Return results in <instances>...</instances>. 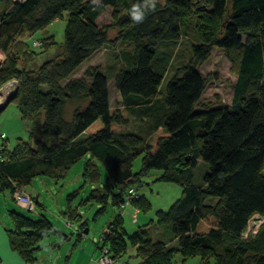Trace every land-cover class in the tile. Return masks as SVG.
I'll list each match as a JSON object with an SVG mask.
<instances>
[{"label": "trees", "instance_id": "trees-1", "mask_svg": "<svg viewBox=\"0 0 264 264\" xmlns=\"http://www.w3.org/2000/svg\"><path fill=\"white\" fill-rule=\"evenodd\" d=\"M136 3L142 0H0V53L5 56L0 86L12 78L18 81L10 102L29 122L32 141V147L21 143L13 151H0V188L11 196L35 174L52 176L88 155L95 163L84 164L83 182L98 183L101 170L107 178L103 190L93 189L79 205L97 203L103 213L107 199L117 207L128 188L160 171L158 181L181 188L177 201L156 213L166 240L154 241L144 227L127 234L116 217L98 241L99 251L106 248L120 261L131 248L140 264H172L176 254L203 264H264V222L252 237H242L254 215L264 219V0H166L147 11L142 23L129 15ZM228 3L220 35L196 28L202 25L199 14L221 19ZM106 6L125 10L118 24L121 39L131 44L130 51L116 54L122 68L114 75V86L121 100L114 104L109 103L105 65L70 78L110 42L96 23ZM63 13L68 19L62 55L31 68L33 57L23 61L29 46L22 36L44 30ZM194 18L193 31H199L203 42L192 45V61L177 68L160 93L163 80L154 48L178 42ZM212 46L237 60L232 99L228 106L196 111L206 86L196 64L207 60ZM138 114L151 118L150 134L127 130ZM138 156L140 168L133 173ZM203 163L208 171L194 183V169ZM78 195L67 197L65 212L67 222L78 224L77 234L86 227L72 205ZM132 206L144 213L151 209L140 195ZM11 220V248L28 260L36 243L52 232V224L45 215L31 220L12 214ZM172 239L175 246L167 243Z\"/></svg>", "mask_w": 264, "mask_h": 264}, {"label": "rangeland", "instance_id": "rangeland-1", "mask_svg": "<svg viewBox=\"0 0 264 264\" xmlns=\"http://www.w3.org/2000/svg\"><path fill=\"white\" fill-rule=\"evenodd\" d=\"M95 3H98L99 0H92ZM166 0H157V3L164 4ZM229 6L227 5V12L225 17L218 20H210L205 17L203 14H199L198 21L201 22V26H196V28H202L203 30L208 29L215 37L220 35L223 31L224 23L228 17ZM125 15V10L119 8L113 10L111 7H104L102 13L97 17L96 23L97 26L105 33L107 39L110 41L107 45H104L99 50L95 51L87 61H85L73 74L72 77H82L87 69H92L101 64L105 65L106 71L108 73V83H109V99L112 103H118V93L115 90L114 86V75L122 68V64L116 58V54L121 51H130L131 44L125 42L121 39V27L118 24L119 19ZM68 19V13H63V17L52 22L44 30H41L32 35L24 34L22 36V41L26 42L29 46L28 51L24 54L23 61H26L28 57L31 56L33 63L30 64L34 69L42 63L50 59L57 60L62 55L61 49V40L62 32L65 27L66 21ZM193 20L188 21L186 24V31L182 32V35L178 42L176 43H159L154 49L159 57V63L157 65V71L162 75V83L160 93H164L165 83L175 74L177 68L186 65L192 61V50L191 47L194 44H199L203 42L200 37V33L193 31L195 29L196 23ZM41 41L42 44L34 47L31 45L33 41ZM27 50V49H26ZM1 54V53H0ZM3 55V54H2ZM5 62V56L3 55V62ZM1 64V65H2ZM236 64L237 60L235 58H230L228 52L222 48L212 46L210 55L207 60L197 63L196 67L199 72L203 75L206 86L204 92L201 96L200 101L198 102L195 110L199 111L203 107L215 108V107H224L228 106L231 103L232 99V89L236 79ZM0 65V66H1ZM87 82H90V79H86ZM2 114V115H1ZM1 116L7 120L8 123L12 124L16 122L17 110L14 103H10L6 109L1 112ZM28 122V121H27ZM14 138L21 140L23 143L29 142V135L22 128L19 129L17 134L12 136L11 142L8 145V150H11L18 141ZM14 139V140H13ZM84 161H80L75 164L65 178L56 185L57 188L53 191V197H50L47 201L42 200L43 206L46 207V211H42L39 208H36V212H26L16 209L18 212L23 213L28 217L37 219L36 214H44L52 224L59 229V231L64 235H71L72 230H77L78 224L76 222L72 223L71 227H67L65 223L66 220H62L59 213L56 212L57 209V200L61 198L62 195V204L64 203L66 193L69 194L78 188H82L81 193L78 195L74 202V207L77 208L78 214L81 219L84 220L89 228L88 238L94 243L99 241V236L101 232L106 230V227L109 224L110 219L116 213H124V209H118L115 206H111L110 203L107 205L106 213H98V209L102 208V205L97 203H91L86 205H79V203L84 200L88 195L92 187L91 185L84 184L81 179V172ZM140 168V157H136L132 163L133 173L138 172ZM208 171L206 164L194 169L193 182L198 183L201 181L202 176L205 172ZM160 171H151L147 176L140 179L138 183L134 185V188L138 195L145 201L146 204H149L152 207V211L144 213V208L139 209V214L137 216L138 220L142 216L149 217L154 210L159 208H165L167 202L173 198L175 191L179 189V186L175 182H163L158 181L160 177ZM104 174L102 173V180L104 181ZM69 183V184H68ZM65 188H61L60 186ZM16 189L22 187H15ZM72 188V189H71ZM37 193L40 194L41 199H45L46 194L36 188ZM63 207V205H62ZM14 208V206H13ZM127 209V208H126ZM142 209V210H141ZM127 216L124 218V216ZM124 220V228L128 234L132 233V229L135 227H140L139 221L138 224L134 226L132 219L128 215L122 214ZM252 222V221H251ZM257 223L256 220H253L251 223L252 226ZM262 224V223H261ZM260 224V225H261ZM106 225V226H105ZM129 227H132L130 229ZM137 230V229H136ZM247 237L250 238L251 233L247 234ZM86 238V235L85 237ZM83 239V238H82ZM134 255V249L128 248L122 255L119 263L125 262L126 259H132Z\"/></svg>", "mask_w": 264, "mask_h": 264}, {"label": "crops", "instance_id": "crops-1", "mask_svg": "<svg viewBox=\"0 0 264 264\" xmlns=\"http://www.w3.org/2000/svg\"><path fill=\"white\" fill-rule=\"evenodd\" d=\"M38 64H39L38 66L41 65L40 63H38ZM31 68H33V67L31 66ZM77 69L75 70V72L77 71ZM73 74L70 76V78H72V79L77 78V77H72ZM108 98H109V83H108ZM118 100L119 101H117V102H120V100H121L119 94H118ZM10 103H13V102H9L2 110H0V114H1V112H3L6 109V107ZM109 103L114 104V103L110 102V99H109ZM16 110H17V117H16V122L13 123V125L8 123L7 120L4 119V117L1 116L2 114L0 115V133H2L4 135V139L0 140V145H3L5 150L8 152L13 151L14 149H16L19 146V144L23 143L21 140L14 138L18 141V143L14 144L15 146L11 150H8V148H7L8 145L10 144V142L12 141L11 140L12 136L15 137V135L17 134V132L19 131L20 128H22L23 131H25L29 135V122L22 120L17 107H16ZM127 130L137 132L140 134H142V133L150 134L152 132L151 118L138 114V115L131 118V120L129 121ZM25 144L29 147H32L31 139L29 140V142H27ZM81 161L82 162L84 161V164L87 161H90L91 163H95V160L90 159V157L88 155L85 156ZM198 163H199V161H198ZM84 164H83V167H84ZM73 166L69 167L65 171L64 170H55L52 176H43V175L35 174V176H33L31 178V181L29 182L28 185L22 186V189L25 192H27L29 195L34 197V199L36 201V208H39L42 211H46V207L43 206L42 200L47 201L50 197H53V191L55 190V188H57L56 185L59 184L62 181V179L65 178L66 174L68 173V170H70ZM83 167H82V171H83ZM102 173L105 176V178H104V181H105L107 177H106L105 173L103 172V170H101L100 181L98 183H93V184L88 183L92 187H96L94 189L103 190L104 181L102 180ZM80 176H81V179L83 180L82 172H81ZM84 184H87V183H84ZM14 185H15V183H14ZM38 186H39V190L43 191L46 194L45 199H41L40 194L37 193L38 190H36V188H38ZM65 186L62 187V185H61L60 190H61V188H65ZM82 188H78L76 190H73V192H70L71 190H69V194L66 193L65 200H64L63 204H62V195L63 194H61V198H59L57 200L56 212L59 213L62 220H66V217H68V215L65 213L67 211V209H66L67 208V204H66L67 197H69L72 193H74L76 191H78L80 194ZM92 190L93 189H91V191ZM102 192H104V191H102ZM180 194H181V188L179 187V189H177L175 191L173 198H171V200H169V202H167V206H165V208H159L157 210H154L149 217H147L146 215L142 216L140 221L137 218V216L139 214V212H137L136 220L135 221L131 220L134 223V226L136 224H138V221H139L140 227H144L148 230L151 239H153L154 241L155 240H160V241L166 240V235H164V234H166V232L164 233V231H163L164 229L157 226V224H156V213L159 211L166 212L177 201ZM107 203H110V199H107ZM88 204H91V203H88ZM62 205H63V207H62ZM72 205L74 206V203ZM13 206H14V208H13ZM36 208L33 211L34 213L37 210ZM106 208H107V206H106ZM116 208L118 210V207H116ZM126 208L124 209L125 210L124 213H125V215H128L129 218H131L133 206L126 207ZM16 209L27 212L26 209L22 208L21 206H18L17 204H15L12 201L11 196L9 194V191L2 190L0 188V264H97V260H98L99 255H100V251L96 247L98 242L94 243L92 240H90L88 238L87 234L89 232V228H88L87 224H86V227L84 228V230L86 231L85 233L82 229L80 230V231H83V233L86 235V238L82 239V238L78 237V234L75 232L78 230L79 227H77V230H72L71 235L68 236V235L62 234L59 231V229L56 228L52 224V222L50 220L49 221L51 222L52 227H53L52 232L50 234H46L43 238H41L36 243L35 247L32 249V251L30 253L28 260L21 258V256L11 248V245L9 242L8 231H12L14 229L13 223L11 220V215L16 214V215H20V216H23V217L31 219V220H37V219H39V217L41 215H44V214H41V213L36 214L38 216V218L34 219L32 217L30 218V217L24 215L21 212H18ZM150 211H152V207H151ZM76 212L78 214V210ZM106 212H107V210L105 209L104 213H106ZM124 213H119V214L116 213L114 216H112V218L109 221L108 226L116 217H120L122 219V227L124 228V220H123L124 215L122 216V214H124ZM98 214L99 213H97V215ZM125 217H127V216H124V218ZM65 225H66V223H65ZM107 227H106V229H107ZM129 228L132 229V227H129ZM136 229H138V228L135 227L134 229H132V233L134 231H136ZM124 230H125V228H124ZM103 232H101V234ZM125 232L127 233L126 230H125ZM167 236H168V234H167ZM167 243L170 246H175L177 244V240L172 239V240L168 241ZM122 258L123 257H121L120 259H122ZM125 263L126 264H140V261L132 256V259L131 260L129 258L126 259ZM172 264H203V263L199 259H196V258L195 259H184L179 254H176L174 259H173Z\"/></svg>", "mask_w": 264, "mask_h": 264}, {"label": "built area", "instance_id": "built-area-1", "mask_svg": "<svg viewBox=\"0 0 264 264\" xmlns=\"http://www.w3.org/2000/svg\"><path fill=\"white\" fill-rule=\"evenodd\" d=\"M17 1H21V0H17ZM31 45L34 47H37V46L41 45V41L39 42V41L35 40L31 43ZM0 55H2V54H0ZM2 62H3V55H2V59L0 60V65L2 64ZM17 87H18V81L15 78H12L10 81H8L7 83L0 86V108L6 103V101L10 98V96L13 94V92L17 91ZM2 139H4V135L2 133H0V140H2ZM2 149H3V145H0V151H2ZM2 160H3L2 157H0V161H2ZM137 198H138V194H137L135 188H133V187L128 188L124 197H123V200L117 206L118 209H124L126 207H131L132 201L136 200ZM11 199L15 204H17L18 206H21L22 208H24L28 211H33L35 208V201L31 197V195H29L27 192H25L21 188L15 189L13 191V193L11 194ZM137 212H138L137 209L133 208L132 214H131V219L133 221L136 220ZM253 220H256V222H257L254 224V226L251 225ZM82 222L83 221H80L79 225L82 224ZM263 222H264L263 218H260L259 216L254 215L248 221L246 231L243 233L242 237L245 239V238H247L248 233L255 234L257 231V228ZM66 226L70 227L71 223L66 222ZM78 236L80 238H84L85 234L83 232H80L78 234ZM102 240H103V233L99 236V241H102ZM118 263H119L118 259H112L108 255V250L106 248H102L100 250V255H99V258L97 260V264H118Z\"/></svg>", "mask_w": 264, "mask_h": 264}, {"label": "clouds", "instance_id": "clouds-1", "mask_svg": "<svg viewBox=\"0 0 264 264\" xmlns=\"http://www.w3.org/2000/svg\"><path fill=\"white\" fill-rule=\"evenodd\" d=\"M157 0H142V3L133 4L129 15L136 23H142L145 18V13L150 10H155Z\"/></svg>", "mask_w": 264, "mask_h": 264}, {"label": "water", "instance_id": "water-1", "mask_svg": "<svg viewBox=\"0 0 264 264\" xmlns=\"http://www.w3.org/2000/svg\"><path fill=\"white\" fill-rule=\"evenodd\" d=\"M16 94V91H14L13 92V94L10 96V98L6 101V103L0 108V110H2L10 101H11V99L14 97V95ZM86 231L84 230V233H85ZM120 264H126L125 262H123V263H120Z\"/></svg>", "mask_w": 264, "mask_h": 264}, {"label": "bare ground", "instance_id": "bare-ground-1", "mask_svg": "<svg viewBox=\"0 0 264 264\" xmlns=\"http://www.w3.org/2000/svg\"><path fill=\"white\" fill-rule=\"evenodd\" d=\"M2 59V55H0V60Z\"/></svg>", "mask_w": 264, "mask_h": 264}]
</instances>
